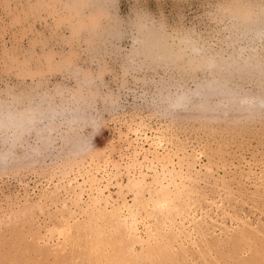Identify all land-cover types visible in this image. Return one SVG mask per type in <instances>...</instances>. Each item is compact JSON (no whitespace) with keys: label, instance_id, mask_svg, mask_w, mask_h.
Here are the masks:
<instances>
[{"label":"rangeland","instance_id":"1","mask_svg":"<svg viewBox=\"0 0 264 264\" xmlns=\"http://www.w3.org/2000/svg\"><path fill=\"white\" fill-rule=\"evenodd\" d=\"M0 264H264V0H0Z\"/></svg>","mask_w":264,"mask_h":264},{"label":"bare ground","instance_id":"2","mask_svg":"<svg viewBox=\"0 0 264 264\" xmlns=\"http://www.w3.org/2000/svg\"><path fill=\"white\" fill-rule=\"evenodd\" d=\"M89 235H91V234H89ZM89 237L81 235L79 237L74 238L72 243H76V246H77L78 250H80L82 248H86L88 250L96 249L98 247V244L100 243L101 240H99L97 238L96 234H94L93 237H91V238H89ZM98 237H100V236H98ZM103 239H105V238H103ZM103 241L104 240H102V242ZM84 252H86V251H84Z\"/></svg>","mask_w":264,"mask_h":264}]
</instances>
